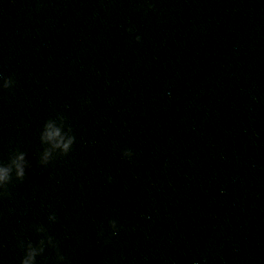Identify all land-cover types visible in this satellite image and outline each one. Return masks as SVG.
<instances>
[{
	"label": "clouds",
	"instance_id": "1",
	"mask_svg": "<svg viewBox=\"0 0 264 264\" xmlns=\"http://www.w3.org/2000/svg\"><path fill=\"white\" fill-rule=\"evenodd\" d=\"M140 37L137 36L136 40L139 42ZM14 81L11 78H6L3 80L2 87L8 89L12 87ZM71 128L65 130V118L60 115L56 120H48L44 129L41 133L40 140L42 144L47 145L40 155L41 165H47L53 158L54 154H59L61 156H66L71 150L75 143V136L71 134ZM133 155L130 149H125L123 151V156L131 158ZM28 161L26 159V153L17 151L9 157L8 163L0 162V197L10 196L8 191V185L13 180V174L15 179L18 181H23L25 178V169L28 167ZM111 177H109V182H111ZM49 220L55 221V215H50ZM112 229V235L116 236L119 234V228L117 222L112 220L109 222ZM38 232H43V228H38ZM102 236L103 233L101 232ZM47 245L56 250L57 260L65 261V257L60 254L58 243L53 240L52 237H47ZM20 247L24 249V256L21 258L20 264H36L37 256L44 252L45 240L41 239L38 245L34 246L32 242L24 244L21 242Z\"/></svg>",
	"mask_w": 264,
	"mask_h": 264
}]
</instances>
